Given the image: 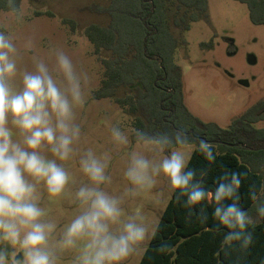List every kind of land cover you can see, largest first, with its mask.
<instances>
[{"label":"clouds","instance_id":"obj_1","mask_svg":"<svg viewBox=\"0 0 264 264\" xmlns=\"http://www.w3.org/2000/svg\"><path fill=\"white\" fill-rule=\"evenodd\" d=\"M4 2L7 6L9 0ZM10 11L21 13L15 0ZM17 57L11 34L0 30V264H58L57 248L76 249L73 264H122L155 238L159 224L149 223L140 212L121 219L125 216L121 201L100 187L111 183L105 174L107 155L101 162L89 149L80 159V169L93 186L75 192L80 212L65 226L59 240L52 235L56 225L42 221L46 211L38 203V185L44 186L49 198L65 194L69 185V172L62 162L76 155L73 144L80 138V126L74 123L75 109L85 103V89L90 84L87 74H78L71 57L58 51L56 77L39 60L35 72L22 71L19 85L14 86L11 81L17 76ZM133 133L142 150L130 153L126 179L143 192L154 189L162 176L178 203L186 198L184 207L190 214L195 211L193 206H213V219L227 229L222 250L240 240L247 250L252 244L248 229L254 220L250 211L239 206L238 195L241 177L246 174L225 170L219 186L209 190L202 182L207 173L202 171L201 179L195 180L196 172L186 171V167L194 151L214 162L211 142L193 137L182 127L174 129L173 136H150L135 129ZM112 137L118 145L130 142L117 127L112 128ZM126 192L139 194L134 189ZM261 197L264 185L259 192L250 189L256 220H264ZM225 201L232 202L225 205ZM110 225L115 229L110 230ZM168 250L166 244L158 249L162 253Z\"/></svg>","mask_w":264,"mask_h":264},{"label":"rangeland","instance_id":"obj_2","mask_svg":"<svg viewBox=\"0 0 264 264\" xmlns=\"http://www.w3.org/2000/svg\"><path fill=\"white\" fill-rule=\"evenodd\" d=\"M109 0H23L19 15L0 13V30L11 34L18 50L17 76L11 83L20 82L24 70L35 72L36 63L42 60L56 77V53L64 51L73 60L78 74H87L90 84L85 89V103L75 109V124L80 126V138L74 142L76 155L63 166L69 172V185L60 197H48L44 186H37L39 206L46 211L42 221L54 223L55 240H59L65 226L79 214L75 192L83 186L92 187L80 169L79 161L91 149L104 162L109 157L105 174L111 183L100 187L121 201L124 220L140 212L149 223H158L172 194L167 181L161 176L151 191L140 192L124 175L132 151L141 146L132 143V118L107 99L94 100L91 95L100 83L102 68L92 55L93 47L84 36L89 24L106 25L108 16L97 7L106 6ZM173 7L169 4V15ZM63 19L75 22V30L62 23ZM171 17L169 21L171 23ZM177 46L174 62L182 69L183 102L188 111L204 122H214L227 128L231 121L255 103L264 100V26L252 25L247 6L238 0H206L205 15L190 22L187 31H180L171 23ZM29 48L32 50L30 51ZM124 91L118 90V96ZM119 128L128 138L127 146L118 145L112 137V128ZM255 128H264V120ZM17 137H14V141ZM168 154V153H165ZM50 157V154L45 152ZM57 163H61L57 161ZM134 189L138 195L126 192ZM253 220L257 214L251 213ZM115 226L110 225V230ZM148 243L122 264H138ZM77 250L56 249L58 264H73Z\"/></svg>","mask_w":264,"mask_h":264},{"label":"trees","instance_id":"obj_3","mask_svg":"<svg viewBox=\"0 0 264 264\" xmlns=\"http://www.w3.org/2000/svg\"><path fill=\"white\" fill-rule=\"evenodd\" d=\"M22 1L15 3L20 6ZM238 1L247 6L252 25L264 26V0ZM11 2L6 6L0 0V13L11 12ZM169 4L173 7L171 16ZM97 9L108 16V23L89 24L83 31L102 68L92 99L112 100L132 118L133 130L150 136H173V130L182 127L193 137L207 139L216 160L209 163L201 152L194 151L186 171H195V180L206 172L202 182L209 190L219 186L225 170L246 174L238 189L239 206L250 215H258L250 189L259 192L264 185V128L254 127L264 120V100L234 118L227 128L202 121L183 102L182 69L174 62L177 41L171 23L180 31L189 30L190 22L205 15L206 0H109ZM62 23L75 30L74 21L63 19ZM121 89L123 95H116ZM131 141L136 143L134 133ZM185 199L178 203L171 196L157 223L159 231L138 264H264V220L249 225L252 244L247 250L243 240L233 241L232 248L222 250L227 229L213 219V206H193L195 211L190 214L184 207ZM203 217L207 219L202 223ZM165 244L169 250L158 251Z\"/></svg>","mask_w":264,"mask_h":264},{"label":"water","instance_id":"obj_4","mask_svg":"<svg viewBox=\"0 0 264 264\" xmlns=\"http://www.w3.org/2000/svg\"><path fill=\"white\" fill-rule=\"evenodd\" d=\"M225 145L232 146V145H230V144H225Z\"/></svg>","mask_w":264,"mask_h":264}]
</instances>
